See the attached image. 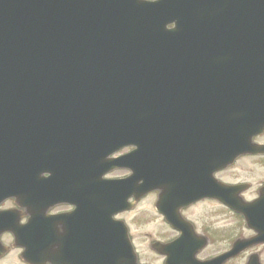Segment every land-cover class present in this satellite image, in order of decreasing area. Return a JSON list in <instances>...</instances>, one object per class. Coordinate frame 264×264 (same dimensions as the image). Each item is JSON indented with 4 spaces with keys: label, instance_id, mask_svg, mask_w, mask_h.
I'll list each match as a JSON object with an SVG mask.
<instances>
[{
    "label": "water",
    "instance_id": "1",
    "mask_svg": "<svg viewBox=\"0 0 264 264\" xmlns=\"http://www.w3.org/2000/svg\"><path fill=\"white\" fill-rule=\"evenodd\" d=\"M160 3L0 0V201L22 185L15 178H27L19 172L31 170H21L18 163L39 161L42 148L52 146L49 139L40 141L30 133H82L77 139L87 147L102 140L103 133H118L110 136L102 154L138 146L109 168L134 170L121 185L125 190L133 186L136 196L162 188L164 128L211 136L230 133L217 150L221 156L229 154L222 164L249 150L245 147L256 134L257 121L241 117L250 110L247 103L208 102L201 96L184 102L169 93L178 86L196 92L198 86L208 90L205 86L216 83L264 82V0H173L162 16L163 29L151 35L153 24L145 11H156ZM139 7H145L142 13ZM172 21L175 27L165 30ZM187 52L230 57L223 66L200 71L176 63ZM243 52H261V62L245 60ZM140 152L147 155L134 169L132 158ZM158 209L162 211V197ZM6 214L0 213V224L8 220ZM125 260L136 264L135 258Z\"/></svg>",
    "mask_w": 264,
    "mask_h": 264
},
{
    "label": "flooded vegetation",
    "instance_id": "2",
    "mask_svg": "<svg viewBox=\"0 0 264 264\" xmlns=\"http://www.w3.org/2000/svg\"><path fill=\"white\" fill-rule=\"evenodd\" d=\"M232 85L249 88L247 84ZM257 88L261 90L255 93L254 98L261 104L259 114L264 116V85ZM236 98L248 100L250 96L244 93L238 94ZM198 141L195 137L194 152L198 151ZM251 143L256 147L255 153L241 155L230 165L215 169L214 162H194V170L188 165L184 172L178 173L179 194L176 196L185 201L188 199L187 193H190L195 199L185 206L175 205L173 209L175 212L179 211L181 218L189 223V231L183 226L174 229L163 213L159 228L155 232L143 233L134 227L133 209L113 215L115 220L125 222L127 237L142 263L169 264L170 260L176 264H190L189 259L177 258L191 251L197 261L207 262L232 250L238 241L256 239V242L247 244L223 264H264V150L256 153L264 145V130L256 134ZM191 159L192 155L186 156L188 162ZM118 176L121 175L115 177ZM65 182L63 187L39 189L40 199L45 198L47 191L51 194L47 202H39V210L45 216L63 215V222L43 227L49 232V236L46 248L40 251L42 260L38 264H112L110 257H118L119 251H114L110 245L103 246L104 242L112 239L111 227L102 225L101 216L98 220L100 225L95 223L94 231V219L88 217V207L91 214L97 216V204H87L84 186L71 185L70 179ZM167 194V188L162 187V199L165 201ZM147 196L156 199L158 193ZM60 198L63 200L60 203L50 204ZM260 199L263 204L257 206L255 217L263 230L262 236L249 226L245 214L237 213L231 208L233 206L242 211V205L252 204ZM133 200L131 197L128 201ZM230 200L234 201L233 205L229 203ZM35 207L36 204L28 205L23 200L10 198L2 202L0 210H13L18 222L25 224L33 216ZM166 208L169 211L168 205ZM142 234L145 244L142 242ZM156 240L162 242V253L150 247ZM23 256V244L16 242L11 232H0V264H28ZM115 259L118 263L119 257Z\"/></svg>",
    "mask_w": 264,
    "mask_h": 264
},
{
    "label": "rangeland",
    "instance_id": "3",
    "mask_svg": "<svg viewBox=\"0 0 264 264\" xmlns=\"http://www.w3.org/2000/svg\"><path fill=\"white\" fill-rule=\"evenodd\" d=\"M152 200L147 199L143 203L139 204L135 209V222L134 227L141 233L143 232H155L159 227L160 221L157 216L151 211Z\"/></svg>",
    "mask_w": 264,
    "mask_h": 264
},
{
    "label": "bare ground",
    "instance_id": "4",
    "mask_svg": "<svg viewBox=\"0 0 264 264\" xmlns=\"http://www.w3.org/2000/svg\"><path fill=\"white\" fill-rule=\"evenodd\" d=\"M77 145H81V146H83V148H84V150H85V152H89V151H91V150H93L95 147H96V143L94 142V140L92 141V143L90 144V146L89 147H87L86 146V142H82V141H79L78 143H77ZM86 169L87 170H91V167L89 166V165H86ZM65 181L63 180V179H61L60 180V182H59V186L60 187H63V185H65ZM103 193H101L100 194V198H101V200H99L98 202H95V204H97V206H96V210H97V215H99V216H104L105 214H106V210H107V208H108V206H109V203H108V200H105L104 199V197H103ZM89 216H92L93 218H95V216L94 215H89ZM114 249V248H113ZM121 256H124V252H122V251H119V259L121 258ZM115 258H118V257H110V260L109 261H113L112 262V264L114 263H116V259Z\"/></svg>",
    "mask_w": 264,
    "mask_h": 264
}]
</instances>
